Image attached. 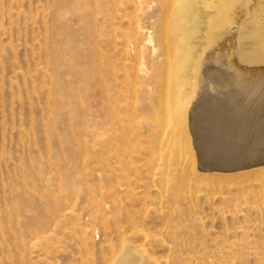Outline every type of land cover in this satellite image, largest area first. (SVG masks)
<instances>
[{
  "label": "rangeland",
  "instance_id": "374dc122",
  "mask_svg": "<svg viewBox=\"0 0 264 264\" xmlns=\"http://www.w3.org/2000/svg\"><path fill=\"white\" fill-rule=\"evenodd\" d=\"M56 13L54 0H0V264H114L125 244L144 257L139 264H264V170L257 168L264 164L225 173L219 168H237L242 161L208 164L197 174L210 172L214 177H197L188 154L189 144L194 150L193 139H200L222 159H264V72L242 94L231 92L232 86L223 91L208 88L200 99L194 95V112L187 120L190 143L176 111L166 116V139L175 150L163 149L159 164L180 162L169 178L183 183H151L143 156L137 157L142 151L134 154L133 164L123 171L124 188H118L119 180L108 172L114 168H107L102 157L100 163L92 160L89 119L83 120L79 133V108L69 102L55 104L54 78L61 76L74 92L80 87L79 78L66 71L75 57L59 45ZM219 41L213 47L203 36L202 45L209 47L203 61L219 48ZM76 45L83 58L76 60L78 69L89 72L90 44L79 37ZM224 92H231L229 99ZM246 102L258 106L251 108L250 116H238L237 106ZM228 115L236 123L240 118L243 124L250 121L253 128L247 135L230 134L222 119ZM141 123L138 116L135 135ZM229 135L236 136L230 140L233 146L253 152L224 154ZM138 148L137 143L134 151ZM208 167L215 169L206 171Z\"/></svg>",
  "mask_w": 264,
  "mask_h": 264
},
{
  "label": "bare ground",
  "instance_id": "6f19581e",
  "mask_svg": "<svg viewBox=\"0 0 264 264\" xmlns=\"http://www.w3.org/2000/svg\"><path fill=\"white\" fill-rule=\"evenodd\" d=\"M54 4L57 8L55 19L60 24L57 23L61 33L59 45L75 57V62L72 59L73 64L69 63L66 71L78 77L77 82L80 84L77 92H74L69 84L60 79L61 76L54 78L55 104L69 102L70 106L79 108V130L83 120L89 119L92 160L100 163L102 157L107 168H114L108 172L119 180L118 188H124L127 175H124L123 171L129 164H133L134 154H141L142 151L143 153L137 157L143 156L142 166L145 167L144 172L151 183L160 185L171 180L182 181L173 178V175L169 178L171 168L174 169L180 162L173 164L165 160L163 165L159 164L163 149L175 150L173 146L171 149V143L166 139L165 125L168 126L165 124L166 116L169 117V113L176 111L178 125L183 124L190 143L187 120L189 114L194 112L191 99L194 95H198L200 99L206 97L205 90L208 88L223 91L232 86L234 88L230 90L231 92L242 94L245 90H251L253 79L259 72H264V0H54ZM211 27L214 29H208ZM203 36L210 45L219 40L222 44L207 55L206 63L203 61V54L208 44L202 45ZM79 37L90 44V53H87L89 72L79 70L80 65L76 63L78 58H82L76 45ZM52 46L53 49L56 45ZM108 53L111 55L108 56ZM241 63L250 68H242ZM55 64L60 65L57 61ZM61 69H66L63 63ZM227 92H224L223 97H230L228 95L231 92L229 94ZM129 97L132 98L131 101ZM227 98H223L224 104H227ZM249 106V102L237 106L238 116L244 115L245 112L250 116L258 104L250 106V110ZM138 116L142 120V125L135 135L134 122ZM77 117L78 115L76 119ZM222 119L225 124L223 128L230 134L237 132L242 136L243 133L247 135L246 132H250L252 125L248 120L243 124L240 118L236 123L229 115ZM191 128L193 132L194 129ZM232 138L230 135L229 140L225 138L228 146H225L224 154L230 155L238 150L253 152L252 149L243 150L244 148L241 149L237 144L233 146L234 142L230 141ZM193 140L196 156L191 143L188 154L197 177L204 175L214 177L210 172L199 176L198 171L202 169L205 172V165L222 166L239 163L245 158L241 155L230 160L216 157L217 154L214 155L216 152L211 151L209 143L205 146V143L201 144L200 139ZM137 143L139 148L134 151ZM180 144L181 138L178 148L181 147ZM263 164L264 159L259 156L253 157L252 161H247L240 167L219 168L218 171L232 172ZM257 168L264 170V166ZM132 169L137 173L135 167ZM211 169L215 168L208 167L206 171H212ZM72 170L75 172V169ZM262 175L264 176V173ZM73 177L75 178V175ZM146 178L144 177V180ZM133 247L125 244L115 258L114 264H139L142 259L144 260ZM254 251L253 255L257 256L258 251ZM145 264H153V261Z\"/></svg>",
  "mask_w": 264,
  "mask_h": 264
},
{
  "label": "water",
  "instance_id": "95a60500",
  "mask_svg": "<svg viewBox=\"0 0 264 264\" xmlns=\"http://www.w3.org/2000/svg\"><path fill=\"white\" fill-rule=\"evenodd\" d=\"M241 164L245 163L244 161L240 162Z\"/></svg>",
  "mask_w": 264,
  "mask_h": 264
}]
</instances>
